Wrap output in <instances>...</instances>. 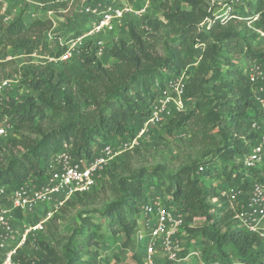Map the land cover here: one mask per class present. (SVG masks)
Listing matches in <instances>:
<instances>
[{"label":"trees","instance_id":"16d2710c","mask_svg":"<svg viewBox=\"0 0 264 264\" xmlns=\"http://www.w3.org/2000/svg\"><path fill=\"white\" fill-rule=\"evenodd\" d=\"M175 1L185 7L164 1L162 19L147 13L137 22L135 18L125 19V36L106 45L100 57L93 40L87 38L77 59L55 62L56 66L32 62L23 66L18 86L28 89L29 94L16 96L12 89L5 93L0 106V115L13 124L10 135L0 144V187H17L29 179L43 181L51 157L61 150H68L77 160L89 161L105 145L132 138L136 131L130 119L147 118L156 99L166 92L167 81L185 70V109L174 112L165 128L170 133L187 126V145L207 148L202 153L204 159L185 162L170 172L155 164L151 169L140 168L119 176L116 199L99 212L105 219L107 234L110 239L121 238L129 250L136 252L135 264H141L142 253L134 233L140 203L149 197L153 186L183 213L187 245L201 249L202 264H231L233 260L264 264V249L257 237L237 223L229 199L218 193L219 188L227 186L246 189L257 176L253 169H241L239 160L258 136L250 128L258 112L247 70L253 62L264 60V44L253 29H264V0L232 4L228 10L218 6L217 13L209 0ZM39 2L43 12L66 6V0ZM21 13L9 23H3L0 16V51L58 55L64 50L45 37L51 20L41 16L26 22ZM187 47H200V59L193 71L186 69L183 52ZM223 53L227 55L218 64L216 59ZM74 59L85 74L82 78H71L65 70L73 66ZM140 148L138 144L130 150ZM125 152L107 165L89 191L73 194L62 205L92 197L110 167ZM214 177L219 187L205 183ZM43 211L25 218L18 216L32 223ZM194 218L200 222L189 225ZM234 222L237 227H232ZM92 227L87 245L95 249L85 254L74 242L73 233L61 250L43 239L45 224L36 240V253L22 256L21 263H99L103 257V249L98 247L102 242L101 226L82 221L81 229Z\"/></svg>","mask_w":264,"mask_h":264},{"label":"built area","instance_id":"2783aa9c","mask_svg":"<svg viewBox=\"0 0 264 264\" xmlns=\"http://www.w3.org/2000/svg\"><path fill=\"white\" fill-rule=\"evenodd\" d=\"M27 3L41 5L36 0H24ZM220 10H228L232 4L243 3L244 0H210ZM151 0H143L140 7L128 2L107 3L82 1L79 8L80 18H88L86 30L66 42L64 50L58 55H39L36 52L24 54L32 60L36 57L47 58L52 62H67L80 55V46L90 38L94 42L96 55L102 56L106 45L104 34L111 33L116 26L127 18L142 17L149 8ZM9 0H0V16L3 23H9L14 17ZM217 13V12H216ZM45 18H50L52 10L42 11ZM41 12L32 10L31 19L37 18ZM257 16L253 17L256 20ZM264 44V29L253 28ZM6 54L0 62L10 59ZM31 60V61H32ZM29 61V62H31ZM33 62V61H32ZM20 73L0 78V106L5 93L10 92L20 82ZM186 72L171 77L166 84V92L159 96L152 105L146 123L162 124L174 112L185 109ZM247 81L251 86L254 105L258 117L250 123V128L258 132L256 142L239 160L243 170L253 169L257 176L253 177L248 188L233 186L221 187L220 196L227 197L237 223L248 233L254 234L264 249V60L253 62L247 70ZM13 124L6 116L0 115V137L10 135ZM144 128L132 138L121 140L116 144L105 145L99 154L89 161L77 160L68 150L54 154L49 161V169L45 179L36 182L27 180L17 187H0V264H20L21 256L27 244L37 249V237L45 229V224L59 207L75 193L89 191L102 171L118 155L138 145V138ZM202 170V167L199 168ZM38 219L28 223L18 216H34L43 210ZM200 219L194 218L189 225ZM137 228L134 239L139 244L142 256L141 264L181 263L192 258L202 262L201 249L195 245H187L188 233L185 217L173 204L167 202L165 196L150 187L149 197L139 206ZM28 241H30L28 243ZM118 264V263H116ZM231 264H246L233 260Z\"/></svg>","mask_w":264,"mask_h":264},{"label":"rangeland","instance_id":"374dc122","mask_svg":"<svg viewBox=\"0 0 264 264\" xmlns=\"http://www.w3.org/2000/svg\"><path fill=\"white\" fill-rule=\"evenodd\" d=\"M39 1V0H36ZM164 1H168L172 6L180 5L177 4L175 0H151L147 14L152 18L162 19V5ZM246 3L250 0H244ZM11 2L10 7L13 10L14 16L19 14L23 16V20L28 22L30 20L29 13L32 11V7L37 12H42L41 5L27 3L24 0H9ZM103 2V1H102ZM119 2H128L133 6H138L143 0H116ZM81 0H66V6L58 10H52L49 20H51V27L44 33L48 41L53 42V45L57 43L59 47H65V43L70 39L75 38L77 35L82 34L88 26V18H80L79 8L81 5ZM209 5L212 10H218V5L214 1L209 0ZM247 5V4H245ZM244 5V6H245ZM43 16V15H41ZM137 22L138 19H133ZM126 28L125 24L116 26V28L109 34H104L103 40L105 45L112 43L116 37L125 36ZM8 54L11 58L0 62V78L7 75H13L19 73L23 70L29 61L32 60L30 57L22 56V53L0 51V57L3 58ZM227 54L223 53L221 56L217 57L216 62L219 64L222 62L223 56ZM183 57L185 60L186 69L193 71L196 68L197 62L200 59V47L191 48L187 47L183 52ZM33 61V62H32ZM32 63L37 64H51L56 66L55 62L49 61L47 58L36 57L32 60ZM73 65L71 68H66V72L71 78L79 79L85 76L82 69L76 64V60L71 61ZM30 91L24 87H19L18 84L14 85L12 93L16 96L27 95ZM189 104L187 103V107ZM133 129L136 134L144 128L138 138V144L141 148L137 151H127L121 158H118L109 169L108 173L103 177L101 186L97 188L92 197L82 198L81 200H76L72 204L62 205L63 208L57 210L54 217L51 218L46 223L45 232L42 233L41 237L56 244L59 250L65 244L66 240L73 233L74 242L79 245L81 252L85 253L88 250H94L95 247H89L87 245V235L93 227L87 230L81 229L82 221L93 222L96 225H100V236L102 242L98 247H102L103 257L100 258L97 264H116L118 262H123L125 258H132L135 263L138 260L136 252L129 247L124 245V241L121 238L110 239L107 234V228L105 219L100 215V210L111 200L116 199L117 192L115 191V182L117 178L121 175H126L128 173H133L140 168L151 169L155 164H161L165 167L166 171L170 172L175 170L181 164L185 162H199L204 159L202 153L207 148H201L198 146H188L189 138V128L187 126L181 127L173 130L172 132H167L166 122L167 119L159 125L153 123H146V118L141 120L138 117H133L130 119ZM4 138L0 137V144L3 143ZM210 155L207 156L209 158ZM209 186H220L219 181L214 177L211 180L205 181ZM163 188V187H162ZM217 203V200H213ZM196 223H199L197 221ZM236 222L232 224V227H237ZM34 250L30 245L27 244V248L24 251L25 256L29 254L33 255ZM22 257V256H21ZM20 264L21 261H20ZM169 264H201L198 260L192 258L188 261H182L181 263H169Z\"/></svg>","mask_w":264,"mask_h":264},{"label":"crops","instance_id":"0c3cea01","mask_svg":"<svg viewBox=\"0 0 264 264\" xmlns=\"http://www.w3.org/2000/svg\"><path fill=\"white\" fill-rule=\"evenodd\" d=\"M116 1V0H113ZM39 17H41V15H39ZM45 18V17H44ZM31 19V18H30ZM89 23V22H88ZM124 263H129V264H135L134 260L132 258H125V260L123 261ZM93 264H97V263H93Z\"/></svg>","mask_w":264,"mask_h":264}]
</instances>
